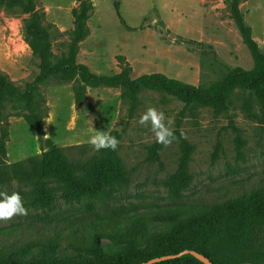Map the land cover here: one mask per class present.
<instances>
[{
    "label": "rangeland",
    "instance_id": "rangeland-1",
    "mask_svg": "<svg viewBox=\"0 0 264 264\" xmlns=\"http://www.w3.org/2000/svg\"><path fill=\"white\" fill-rule=\"evenodd\" d=\"M208 2L200 42L173 37L163 30L159 18L152 21L153 16L146 18L152 21L147 27L131 30L117 25L116 0H34L33 4L53 63L81 64L92 74L107 77L123 73L136 79L160 73L209 89L234 69L256 67L238 18L264 57V0ZM82 18L83 38L76 31V20ZM33 22L30 14L0 12V74L22 91L40 73L41 62L28 38L35 34L29 29ZM17 26L30 50H17L19 41L13 35ZM33 106L43 117L41 142L25 104H0V192H19L27 209L26 215L0 220V257L69 255L76 252L74 245L87 243L92 235L115 247L117 241L97 230L106 228L112 234L111 227L140 215L151 229L169 232L171 225L157 216L179 209L186 213L210 209L252 190L264 192V112L243 89L232 91L223 109H214L187 106L158 92L143 90L132 98L121 88H95L51 77L36 90ZM149 106L173 118L176 140L167 146L157 144L149 128L137 123ZM107 129L122 133L116 156L125 172L124 182L114 186L110 196L81 201H66L54 187L56 202L51 208H32L33 167L46 149L44 141L60 148L80 174L101 155L88 137L94 130ZM186 147L192 149L191 182L180 199H173L168 182Z\"/></svg>",
    "mask_w": 264,
    "mask_h": 264
},
{
    "label": "trees",
    "instance_id": "trees-1",
    "mask_svg": "<svg viewBox=\"0 0 264 264\" xmlns=\"http://www.w3.org/2000/svg\"><path fill=\"white\" fill-rule=\"evenodd\" d=\"M81 1V0H77ZM240 1V0H237ZM34 0H0V12L12 15L30 14L34 20L29 27L35 34L29 36L30 47L37 55L40 73L25 90H19L6 75L0 74V104L19 102L25 104L29 112V123L35 128L39 141L43 140V117L35 112L34 94L38 87L49 78L63 81H79L89 87L121 88L135 98L141 91L163 93L174 97L187 106L198 105L223 109L229 94L236 89L249 92L261 105L264 112V57L250 38L249 29L242 19L237 24L242 37L249 47L256 67L252 71L237 68L219 83L209 89L170 79L162 74H151L131 79L126 74L112 77L97 76L81 64L73 62L53 63L50 60L49 45L39 28L37 14L34 13ZM117 9V4L114 5ZM78 31L84 37V18L76 20ZM85 33V30H84ZM111 134L121 140V132ZM33 167L34 184L30 205L34 209H49L56 202L53 188L61 190V198L66 201L94 200L110 196L114 186L124 182L125 172L115 151L100 150V158L86 166L78 174L67 160L62 150L48 139ZM118 148V146H117ZM192 149H183L176 172L168 182L169 194L180 199L190 186L189 163ZM156 219L171 225L169 232L151 229L140 215L129 216L122 223L108 230H97L101 235L117 241L115 247L103 244L100 236L92 235L87 243L73 246V254L36 255L30 259L0 257V264H142L151 259L171 256L183 251H195L208 258L213 264H259L264 262V192L252 190L210 209L186 213L176 210ZM156 264H202L191 255L166 260Z\"/></svg>",
    "mask_w": 264,
    "mask_h": 264
},
{
    "label": "crops",
    "instance_id": "crops-1",
    "mask_svg": "<svg viewBox=\"0 0 264 264\" xmlns=\"http://www.w3.org/2000/svg\"><path fill=\"white\" fill-rule=\"evenodd\" d=\"M116 4L117 9H113L118 18L117 25L124 24L135 30L137 25L147 27V24L159 18L163 30L175 38L188 42H200L204 38L208 0H150L149 3L116 0ZM149 16H153L151 22L146 19ZM102 20L107 22L104 18Z\"/></svg>",
    "mask_w": 264,
    "mask_h": 264
},
{
    "label": "clouds",
    "instance_id": "clouds-1",
    "mask_svg": "<svg viewBox=\"0 0 264 264\" xmlns=\"http://www.w3.org/2000/svg\"><path fill=\"white\" fill-rule=\"evenodd\" d=\"M15 40L19 41L18 51L23 52L30 50L28 45L23 42L22 35L17 26L13 32ZM173 118L165 116L163 111L155 107H146L140 114L137 123L141 126H146L152 133L157 144L165 145L176 140V136L171 128ZM87 142L93 147L95 151L101 149H109L115 151L119 144L116 136H113L110 130H94L93 134L88 137ZM27 209L24 207L21 195L19 192H0V220H7L14 215H26Z\"/></svg>",
    "mask_w": 264,
    "mask_h": 264
},
{
    "label": "water",
    "instance_id": "water-1",
    "mask_svg": "<svg viewBox=\"0 0 264 264\" xmlns=\"http://www.w3.org/2000/svg\"><path fill=\"white\" fill-rule=\"evenodd\" d=\"M183 255H191L192 257H194L196 260H198L202 264H213L208 258L204 257L202 254H199L195 251H183V252H180L179 254H176V255L162 256L159 258L151 259V260H149L145 263H142V264H156V263H160V262H163L166 260L176 259V258H179Z\"/></svg>",
    "mask_w": 264,
    "mask_h": 264
}]
</instances>
